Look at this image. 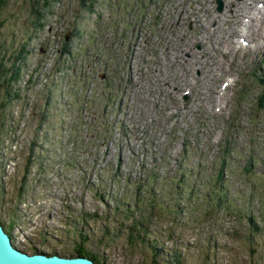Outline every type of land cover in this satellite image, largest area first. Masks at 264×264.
Masks as SVG:
<instances>
[{
	"label": "rangeland",
	"instance_id": "1",
	"mask_svg": "<svg viewBox=\"0 0 264 264\" xmlns=\"http://www.w3.org/2000/svg\"><path fill=\"white\" fill-rule=\"evenodd\" d=\"M221 2L4 0L3 64L23 50L19 96L3 105L0 87V223L17 248L75 256L82 233L107 264L176 250L185 264H264V220L252 238L246 217L264 213V0ZM223 145L229 210L207 194ZM137 186L154 203L143 244L107 210L133 207Z\"/></svg>",
	"mask_w": 264,
	"mask_h": 264
},
{
	"label": "trees",
	"instance_id": "2",
	"mask_svg": "<svg viewBox=\"0 0 264 264\" xmlns=\"http://www.w3.org/2000/svg\"><path fill=\"white\" fill-rule=\"evenodd\" d=\"M51 1L52 0H42L45 6H49ZM3 3H4V0H0V9ZM34 11L37 12L36 15L38 18V26L42 27L43 26V23L41 20L43 18L42 14L38 12L37 10H34ZM64 45H66V43ZM68 51H69L68 48L64 47L63 53H66ZM0 56L2 57V55ZM12 58L14 59L11 63V67H8L5 64H3L0 58V87L4 88V91H3L4 98L2 102L3 105L9 104L11 102V99L15 97L17 98V96H19L18 92H16L13 89L14 88L13 82L17 80L20 74V67L19 65H17V61L20 62V60L23 58L22 47L17 54L12 56ZM260 79L264 83V78H260ZM257 102H258L259 107L263 108L264 107V95H261L257 99ZM219 151H220L221 158H216L218 160L217 161L218 166H215L217 168V171L214 175L211 176L214 179V187L211 188L210 190L208 189L207 194L211 198L210 202L215 203L216 207L223 208V209L227 208V210H229L231 209L230 206H233V205H232V202L228 200L229 197L226 192V186L223 185V182L225 180V172H226V169H225L226 159L225 158H226V155H228L229 150H228V147L223 145L219 147ZM244 164L247 170L249 169L252 171V168L255 165V159L253 160V155H251L248 161L247 162L245 161ZM183 178H184V175L182 174L178 180H183ZM25 180H26V176H23V182L21 184L22 188L24 187L23 183H25ZM174 186L177 189L179 188L178 191L182 189L180 186V183H178V185L175 184ZM137 191L138 193H136L135 195V199H134L135 204L133 207H130L128 202L121 201L118 199H115L113 209H110V207L107 206V210H112V212H114L113 215H115V217L116 215H119L120 217L119 223L123 226V228L127 232V240L131 244H134L137 242L141 244L144 243L145 237L149 233L147 229L148 228L147 218H150V216L147 210L154 209V203L148 204L149 206L148 208L147 206L143 204L144 201L141 198V186H137ZM100 197L103 199V196L100 195ZM151 212L152 211H150V213ZM98 214L99 213H97L95 210L93 213H87L85 211L83 212L84 218H96ZM246 215H247L246 217L248 218V221L251 223V225H253L254 232L251 231L252 232L251 237L253 238L255 236L254 233L256 232L258 233L259 232L258 230H260L259 227L254 223L255 222L254 220L257 216L263 218L264 220V213H261L259 215V214H256V212H253V210H250L248 211ZM105 226H107V230L101 239H104L105 237L109 236V233H110V230L108 229V225H105ZM3 227L8 228L5 225H3ZM8 234L10 235V231ZM252 238H251V241H252ZM88 240H89V237L87 235L79 233L78 240L74 243V246H73L74 254L80 255V256H86L96 263L107 264L106 259L103 258V256L99 255L100 253L99 254L97 252L94 253L91 250L87 249ZM148 245L151 251L153 252L152 253L153 258H155L157 253H159L160 248H157V244L153 242H149ZM39 252H43V251H39ZM164 254H165L164 257L167 259V260L165 258L163 259L166 262V263L164 262L165 264H185L184 259L182 257V253L180 251H177V250L170 251V252L168 251ZM199 264H207V263L202 261Z\"/></svg>",
	"mask_w": 264,
	"mask_h": 264
},
{
	"label": "water",
	"instance_id": "3",
	"mask_svg": "<svg viewBox=\"0 0 264 264\" xmlns=\"http://www.w3.org/2000/svg\"><path fill=\"white\" fill-rule=\"evenodd\" d=\"M216 9L220 11L222 8L221 0ZM67 39V35H65ZM187 96H184L186 99ZM0 264H100L96 263L86 256H61L59 254H47L43 252L27 253L17 248L11 236L5 231L0 223Z\"/></svg>",
	"mask_w": 264,
	"mask_h": 264
},
{
	"label": "built area",
	"instance_id": "4",
	"mask_svg": "<svg viewBox=\"0 0 264 264\" xmlns=\"http://www.w3.org/2000/svg\"><path fill=\"white\" fill-rule=\"evenodd\" d=\"M129 58H130V59H133V55L130 56ZM126 59H127V58H126ZM126 59H125V60H126ZM117 80L119 81V85H120V84L123 82V77H122V75H119V76L115 79V82H116ZM119 85H118V86H119ZM117 98H119V99H118L119 102L122 100L121 97H117ZM113 99H114L113 96H111L109 107L111 106V101H112ZM117 109H118V106H117ZM116 112H117V111H116ZM133 133H135V130L133 131Z\"/></svg>",
	"mask_w": 264,
	"mask_h": 264
},
{
	"label": "flooded vegetation",
	"instance_id": "5",
	"mask_svg": "<svg viewBox=\"0 0 264 264\" xmlns=\"http://www.w3.org/2000/svg\"><path fill=\"white\" fill-rule=\"evenodd\" d=\"M11 238H12V236H11Z\"/></svg>",
	"mask_w": 264,
	"mask_h": 264
}]
</instances>
